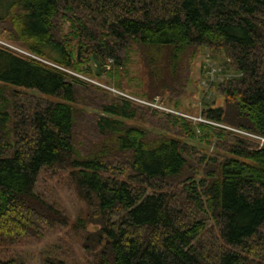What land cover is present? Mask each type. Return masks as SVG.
<instances>
[{
    "label": "trees",
    "instance_id": "1",
    "mask_svg": "<svg viewBox=\"0 0 264 264\" xmlns=\"http://www.w3.org/2000/svg\"><path fill=\"white\" fill-rule=\"evenodd\" d=\"M203 49L235 72L209 123L81 77L183 113ZM262 138L264 0H0L4 245L69 224L35 192L46 169L84 204L89 264H264Z\"/></svg>",
    "mask_w": 264,
    "mask_h": 264
},
{
    "label": "rangeland",
    "instance_id": "2",
    "mask_svg": "<svg viewBox=\"0 0 264 264\" xmlns=\"http://www.w3.org/2000/svg\"><path fill=\"white\" fill-rule=\"evenodd\" d=\"M229 63L230 60L223 55H213L208 49L201 51L192 63V82L188 88V95L181 98V107L185 110L183 111L184 117L195 122H208L202 119L199 113L205 103L222 104V95L212 85L222 82L224 78L235 76V72L229 67ZM139 67L141 70L137 74L140 76L143 73L140 63ZM95 81L97 86L114 95L116 94L110 90L114 87L108 85L105 75L101 76V80ZM119 95H128V92L120 91ZM148 102H157L175 110L160 98ZM35 192L56 208L62 210L68 216L69 224L66 226L61 225L55 229L47 228L43 230L41 237H31L30 240L15 246H7L0 241V261L14 257L22 264H44L47 257H57L63 260V264H89L92 256L89 251L83 248L81 243V238L86 235V231L73 225L77 217L81 215L84 204L76 196L68 181L67 174L42 169L36 182ZM92 229V226L87 227L89 231Z\"/></svg>",
    "mask_w": 264,
    "mask_h": 264
},
{
    "label": "built area",
    "instance_id": "3",
    "mask_svg": "<svg viewBox=\"0 0 264 264\" xmlns=\"http://www.w3.org/2000/svg\"><path fill=\"white\" fill-rule=\"evenodd\" d=\"M9 46V45H8ZM11 47V46H10ZM84 80L88 81V82H92L94 84H96V81L95 80H92V79H89L87 77H84V76H81ZM97 85V84H96ZM109 89V88H108ZM111 91L115 92L116 94H120V91H117L116 89L112 88L110 89ZM140 104H145V105H148L149 107H153L155 109H158L162 112H165V113H173V114H177V115H182V116H185L184 113H181V112H178L176 110H172L168 107H165L163 106L162 104H158L157 102H148L147 100H144V99H139V98H135V97H132V96H129V95H124ZM260 142L261 144H264V139H260Z\"/></svg>",
    "mask_w": 264,
    "mask_h": 264
},
{
    "label": "water",
    "instance_id": "4",
    "mask_svg": "<svg viewBox=\"0 0 264 264\" xmlns=\"http://www.w3.org/2000/svg\"><path fill=\"white\" fill-rule=\"evenodd\" d=\"M79 54V53H78Z\"/></svg>",
    "mask_w": 264,
    "mask_h": 264
}]
</instances>
